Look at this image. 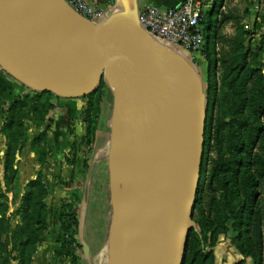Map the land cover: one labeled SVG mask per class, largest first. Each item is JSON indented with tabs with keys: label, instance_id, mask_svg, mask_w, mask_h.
Instances as JSON below:
<instances>
[{
	"label": "rangeland",
	"instance_id": "rangeland-1",
	"mask_svg": "<svg viewBox=\"0 0 264 264\" xmlns=\"http://www.w3.org/2000/svg\"><path fill=\"white\" fill-rule=\"evenodd\" d=\"M14 1L20 7V12L22 10L24 25H28L45 43L60 41V31L64 24L55 19L47 5L38 0ZM63 1L68 4V0ZM216 1L211 0L212 5L207 6L204 11L205 23L201 24L206 39L204 49L207 42H210V47L213 45L216 29L214 26L210 30L209 26L215 23L220 10L219 5L215 4ZM260 1L251 0L252 4L245 0L225 1L227 6L223 12L238 17L237 22L232 21L217 28L220 41L216 58L220 61L219 54L222 56L224 53L230 60L226 67L215 61L213 49H210L208 57L204 52L198 56L188 53L187 56L177 55L180 60H174L191 78V84L185 88L195 102L201 103V108L205 111L207 132L218 120L217 124L222 127L219 136L222 145L220 150L211 151L205 147V153L208 149V154L203 156L202 190L206 183L209 159L223 157L226 163L224 171L214 183L216 199L219 200L225 193L233 207L243 208L241 218L234 220L226 233L220 228L210 235L211 243L217 248L215 258L195 264H253L255 260L252 254L245 257L239 247L243 245L246 253H251L254 247L255 239L251 236L249 227L252 210L260 209L264 216V179L256 175L259 166L251 163L253 155L259 154L264 159V135L259 131L264 125V96L261 101L263 104L256 113L247 109L243 115H239L231 110L235 107L238 109L237 105L242 100L239 96L224 104L221 112L227 114L221 113L219 116L213 100L208 97L212 86L218 96L227 93L234 75L227 73L246 53L248 46L244 47L243 43L247 42L252 47L249 61L264 68V7H259L262 5ZM84 20L89 21L94 29L107 22L87 18ZM174 61L167 59V62ZM105 82L107 81L103 80L102 83ZM116 85L115 83L114 88L110 85L112 91L107 96L112 99L102 106L101 118L105 121V129L99 131L95 139L93 133L102 104L98 93L76 98L82 105L81 108L77 103L73 108H67L64 101L68 100L52 93L33 91L23 85L27 92L20 95L28 96L31 99L30 105L37 106V110H22L21 114H27L23 126H16L10 135L4 132L10 101L0 104V118L2 116L4 120L0 130V215L6 218L5 229L9 232L23 226L26 213L30 209L32 182L41 179L48 192L46 206L40 210L45 219L44 231L40 232L41 240L32 264L35 263L42 246H56L54 253L50 252L51 264L110 262V233L115 213L110 155L113 148L114 113L121 95V92L116 91ZM236 88L237 92L245 90L241 85ZM233 113L236 118H232ZM241 119L248 124L240 122ZM38 139L40 141L37 142ZM106 165L110 170L108 180L104 179ZM250 179L256 181V186H250ZM122 187L121 184L120 189ZM206 203L207 200L197 203L193 230H200L210 215ZM32 212L38 214L34 209ZM35 229L36 227H30L29 231L35 233ZM84 245L89 247L88 255L84 253Z\"/></svg>",
	"mask_w": 264,
	"mask_h": 264
},
{
	"label": "water",
	"instance_id": "water-1",
	"mask_svg": "<svg viewBox=\"0 0 264 264\" xmlns=\"http://www.w3.org/2000/svg\"><path fill=\"white\" fill-rule=\"evenodd\" d=\"M112 20L95 28L94 54L88 64L70 66L59 61L55 49L32 39L29 28L0 0V68L30 90L64 99L86 97L103 80L113 88L115 83L120 84L141 115L167 126L171 143L160 141V146L170 234L156 264H184L203 174L205 111L199 110L193 98L169 75L167 59H175L140 22L134 35L127 28L108 34ZM84 253L89 254L87 245Z\"/></svg>",
	"mask_w": 264,
	"mask_h": 264
},
{
	"label": "bare ground",
	"instance_id": "bare-ground-1",
	"mask_svg": "<svg viewBox=\"0 0 264 264\" xmlns=\"http://www.w3.org/2000/svg\"><path fill=\"white\" fill-rule=\"evenodd\" d=\"M3 1L13 16L22 22V10L20 12L17 3ZM38 1L49 7L64 28L60 27V41L52 44L45 43L25 25L30 29L27 31L29 36L43 46L55 49L63 64H88L94 54L92 36L95 30L89 21L77 15L63 0ZM126 24L124 16L113 19L108 34H116L126 28ZM166 67L169 75L188 93L185 87L191 84V78L187 71L175 62H168ZM115 87L121 95L116 103L110 155L115 213L110 233L109 264H156L170 234L164 193L165 163L160 146V141L171 143L170 132L166 125L149 121L141 115L123 94L122 85ZM195 104L202 111L201 103Z\"/></svg>",
	"mask_w": 264,
	"mask_h": 264
},
{
	"label": "trees",
	"instance_id": "trees-1",
	"mask_svg": "<svg viewBox=\"0 0 264 264\" xmlns=\"http://www.w3.org/2000/svg\"><path fill=\"white\" fill-rule=\"evenodd\" d=\"M247 2H251V0H245ZM223 0H217L215 4L221 5ZM252 4V2H251ZM220 11V10H219ZM218 11V12H219ZM205 18L202 20L201 24L205 23ZM232 21H238V17L234 16L230 13H221L220 18L217 16L215 23H211L209 29L212 30L215 26V34L213 45L210 47V42H207L205 49L203 50L206 53L207 57L210 54V49H213L215 55V61L220 62L224 67L229 64V59L222 54H219V59L217 51V45L220 41V36L218 37L217 28L224 27ZM257 27V24H256ZM264 39V36H263ZM244 47H247L246 53H244L241 61L237 60L235 65L231 67L227 74L233 75V79L230 81V85L227 89V93H221L218 96L214 87L212 86L211 92H209V100H213V105H215L216 114L223 113L226 115L227 113L221 112L224 108V104L230 103L232 98L241 97L242 100L237 105L238 109L231 108V110H235L236 114L243 115L245 110L249 109L253 112L259 111L261 108V101L264 96V68L262 65L252 64L249 61V55L252 52V47L249 43H243ZM212 79V77H211ZM212 84V82H211ZM237 85H241L245 87L244 92L236 91ZM112 88L108 82L101 83L99 88L95 91V94H99L100 102H102L100 107V114L97 118V126L93 133L94 139L97 138L98 132L103 131L105 129V121L101 118L102 106L108 100L112 99L107 96V93H111ZM54 95V94H52ZM92 95V94H91ZM55 96V95H54ZM30 98L24 97L20 95L14 98L12 101L8 103L7 110V123L4 132L7 134H11V131L17 126H23V121L26 119L27 114H21L22 110L28 109L29 111L35 110L37 106L30 105ZM6 104V103H4ZM37 110V109H36ZM236 118L234 113L232 118ZM238 120V119H237ZM219 121V120H218ZM217 121V123H218ZM240 122L247 121L242 120ZM215 124L211 128L210 131L206 133V146L211 151H219L222 147L220 141V133L222 131V127L220 124ZM261 135H264V125H262L259 129ZM12 137V136H11ZM10 137V138H11ZM12 139V138H11ZM40 141L39 139L36 140ZM209 144V145H208ZM208 149L205 154H208ZM254 165L259 166L256 171V175L264 179V159L259 155H253L252 162ZM225 161L223 157H219V159H209V164H207L206 168V183L201 182L200 190L198 194V201L203 202L207 200L206 208L209 210V214L206 221L203 223L200 230H192L189 237V242L186 251L185 263L184 264H195L196 262L204 263L207 260L214 259L216 254V246L213 245L210 241V235L214 233L216 230L222 228L224 233H226L229 229V225L234 221L241 218L242 209H238L231 205L227 194L223 193L219 200L216 199L215 192L216 189L214 187L215 180L220 174L224 171ZM107 166V165H106ZM204 174H202L203 177ZM104 179H109L110 170L107 166L106 174L104 175ZM251 180V179H250ZM254 182V183H253ZM256 181L251 180L250 186L255 185ZM33 193L29 198V211L26 213L25 220L23 221V226H19L14 230H10L9 232L5 229L6 218L2 217L0 219V264H13V262H18V264H32L33 256L37 252V246L40 243V232L44 231L43 225H45V219H43L40 214V210L44 209L45 199L47 197V188L41 179L36 180L31 183ZM256 186V185H255ZM32 209L36 210L38 214L33 213ZM29 221V222H28ZM250 233L251 236L255 239L253 251L251 250L246 253L244 246L241 245L239 249L245 257H248L252 254L255 257L253 264H264V216L262 211L256 208L252 210L250 221H249ZM7 224V222H6ZM30 227H36L35 233L30 232ZM37 231L39 234H37ZM244 264H247L244 262Z\"/></svg>",
	"mask_w": 264,
	"mask_h": 264
},
{
	"label": "built area",
	"instance_id": "built-area-1",
	"mask_svg": "<svg viewBox=\"0 0 264 264\" xmlns=\"http://www.w3.org/2000/svg\"><path fill=\"white\" fill-rule=\"evenodd\" d=\"M68 5L84 18L100 20L104 12L86 0H68ZM211 0H183L177 7L161 11L150 8L139 17L141 27L152 37L171 45L182 47L194 56L200 55L206 44L201 22ZM218 12V17L221 15Z\"/></svg>",
	"mask_w": 264,
	"mask_h": 264
},
{
	"label": "crops",
	"instance_id": "crops-1",
	"mask_svg": "<svg viewBox=\"0 0 264 264\" xmlns=\"http://www.w3.org/2000/svg\"><path fill=\"white\" fill-rule=\"evenodd\" d=\"M90 5L94 6L97 9H100L104 12V17L100 20L110 21L115 18H119L120 16H124L127 20L126 28L132 32L139 31V17L140 14L147 9L157 8L161 11H165L167 9H171L177 7L182 3L183 0H86ZM226 0H223L220 11L226 10L227 3ZM264 0H261L262 5L259 7H264ZM258 5V3H257ZM257 8V7H256ZM99 21V20H98ZM157 43L160 44L161 47L165 48L170 57L174 59H179L181 56H187L188 52H186L182 47L171 45L169 43L158 41L155 39ZM179 57H178V56ZM180 60V59H179ZM27 92L26 87H23L21 83H19L12 76L7 74L5 71L0 69V104L5 101H11L17 95L23 94ZM68 101H64V105L67 108H73L74 104L77 103L78 107H82L81 104L78 103L77 99H65ZM63 104V103H62ZM4 124L3 117L0 118V130ZM2 136V135H1ZM1 216V215H0ZM2 217V216H1ZM56 246L53 247H44L39 248V254L36 258L34 264H51L50 261V252L54 253ZM13 264H18V262H13Z\"/></svg>",
	"mask_w": 264,
	"mask_h": 264
}]
</instances>
